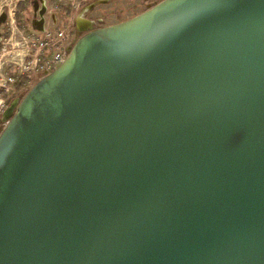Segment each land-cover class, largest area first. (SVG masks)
Listing matches in <instances>:
<instances>
[{
	"label": "water",
	"instance_id": "1",
	"mask_svg": "<svg viewBox=\"0 0 264 264\" xmlns=\"http://www.w3.org/2000/svg\"><path fill=\"white\" fill-rule=\"evenodd\" d=\"M76 24L3 112L0 264H264V0Z\"/></svg>",
	"mask_w": 264,
	"mask_h": 264
},
{
	"label": "rangeland",
	"instance_id": "2",
	"mask_svg": "<svg viewBox=\"0 0 264 264\" xmlns=\"http://www.w3.org/2000/svg\"><path fill=\"white\" fill-rule=\"evenodd\" d=\"M159 1L161 0H149L147 2L150 5L147 7L145 6L146 0H0V133L5 127V122L2 121L4 110L16 98L22 99L41 79L36 71L29 72L30 79L25 87L18 88L17 73L16 82L12 85L7 84V86H13L14 89L10 92L3 89L5 80L17 68L14 63L30 60L27 49L32 33L36 32L41 37L45 29L55 30L68 25L77 31V16L82 15L84 6L93 3H96V7L90 15L103 18L102 21L94 24L95 28H98L131 18ZM21 2L22 5H20ZM44 6L46 8L42 14ZM67 7H70V10H67ZM55 20H57L56 25H54ZM18 28L25 31L23 35L18 32ZM6 33H8L7 36ZM82 34L81 32L77 34L78 38ZM34 50L31 48V54Z\"/></svg>",
	"mask_w": 264,
	"mask_h": 264
},
{
	"label": "built area",
	"instance_id": "3",
	"mask_svg": "<svg viewBox=\"0 0 264 264\" xmlns=\"http://www.w3.org/2000/svg\"><path fill=\"white\" fill-rule=\"evenodd\" d=\"M56 24L57 20L54 22V25ZM18 32L23 35L25 31L18 28ZM42 32L41 37L36 32L29 37L27 55H30V60L28 62L24 60L23 62L14 63L17 68L5 80V84H3L5 91L10 92L11 89H14L13 86H7V84L10 83L12 85L16 82L17 73L19 78L22 75H28L29 72L36 71L40 78H43L53 72L66 60L70 48L78 40V33L71 25L55 30L45 29ZM31 48L35 49L33 54H31Z\"/></svg>",
	"mask_w": 264,
	"mask_h": 264
},
{
	"label": "flooded vegetation",
	"instance_id": "4",
	"mask_svg": "<svg viewBox=\"0 0 264 264\" xmlns=\"http://www.w3.org/2000/svg\"><path fill=\"white\" fill-rule=\"evenodd\" d=\"M147 1H149V0H146V5L145 6H149L150 5V3L149 2H147ZM162 1V0H161ZM160 2V1H159ZM158 2V3H159ZM157 4V3H156ZM35 7H36V2H35ZM96 5V3H93L92 5H89V6H84L82 9H83V13H82V15H81V17L82 18H85V19H90V20H92L93 22H94V24L97 22V21H102L103 20V18L102 17H99V16H94V15H90V13L93 11V9L96 7L95 6ZM154 6V5H153ZM152 7V6H151ZM46 8V6H44V8L43 9H45ZM42 9V10H43ZM145 11V10H144ZM42 12V11H41ZM143 12V11H142ZM78 17V16H77ZM77 19V18H76ZM93 24V26L95 27V25ZM78 29V28H77ZM77 32H78V34H80V31L79 30H77ZM82 33V32H81ZM0 35H1V31H0ZM3 121V120H2ZM4 122V121H3Z\"/></svg>",
	"mask_w": 264,
	"mask_h": 264
},
{
	"label": "trees",
	"instance_id": "5",
	"mask_svg": "<svg viewBox=\"0 0 264 264\" xmlns=\"http://www.w3.org/2000/svg\"><path fill=\"white\" fill-rule=\"evenodd\" d=\"M55 1H57V0H55ZM20 5H22V2L20 3ZM67 10H70V7H67ZM5 35L7 36L8 33H6ZM18 79H19V82H18L17 87L22 88V87H25V85H26L27 81L30 79V77L28 75H22Z\"/></svg>",
	"mask_w": 264,
	"mask_h": 264
},
{
	"label": "bare ground",
	"instance_id": "6",
	"mask_svg": "<svg viewBox=\"0 0 264 264\" xmlns=\"http://www.w3.org/2000/svg\"><path fill=\"white\" fill-rule=\"evenodd\" d=\"M44 10H45V9L42 10V12H41L42 14L44 13Z\"/></svg>",
	"mask_w": 264,
	"mask_h": 264
}]
</instances>
